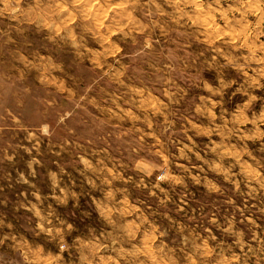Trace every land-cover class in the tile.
I'll list each match as a JSON object with an SVG mask.
<instances>
[{
  "label": "rangeland",
  "instance_id": "1",
  "mask_svg": "<svg viewBox=\"0 0 264 264\" xmlns=\"http://www.w3.org/2000/svg\"><path fill=\"white\" fill-rule=\"evenodd\" d=\"M0 264H264V0H0Z\"/></svg>",
  "mask_w": 264,
  "mask_h": 264
}]
</instances>
